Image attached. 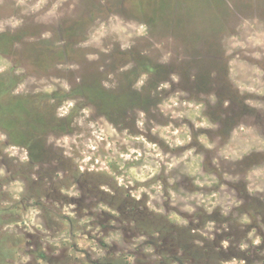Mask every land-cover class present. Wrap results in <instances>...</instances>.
<instances>
[{"label": "rangeland", "instance_id": "obj_1", "mask_svg": "<svg viewBox=\"0 0 264 264\" xmlns=\"http://www.w3.org/2000/svg\"><path fill=\"white\" fill-rule=\"evenodd\" d=\"M55 2L49 0L45 9L34 13L30 6L35 0H0V132L8 135L5 146L27 148L29 155L28 162L22 163L19 157L9 158L0 150V166L7 173L0 177V264H19L17 252L31 256L28 264H92L103 256H108L105 261L109 263L114 262L112 254L132 256L131 263L138 264L145 252L143 241L134 248L131 245L140 236L152 241L156 228L162 225L167 226V235L183 236L188 245H193V240L203 241L209 248V264H230L234 258L243 259L246 264H264V243L252 246L247 240L252 228L264 238V191L248 190L250 186L264 188V174L249 179L253 172L264 173V107L246 103L250 100L264 105V95L241 93L237 84H251L254 67L264 70V0H61L57 14L45 17L44 12ZM15 20L21 23L13 27ZM140 25L147 26V35L136 34ZM46 32L50 36L44 38ZM253 33L261 34V45L237 47L231 55H225L229 38L247 43ZM124 44L131 46L124 48ZM254 52L261 53L260 59L255 58ZM143 74L148 79L136 90L133 85ZM173 74L179 75V83L171 82ZM162 82H170L171 88L157 92ZM64 83L69 86L67 92L62 87ZM48 85H54L56 91L44 92ZM177 90L186 92L182 100L203 103L202 114L216 127L196 129L187 117L171 121L170 116H165L158 105ZM213 94L215 103L208 99ZM65 100H75L76 106L67 117L60 118L57 109ZM84 107L93 112L81 126L76 121ZM140 111L146 114L145 133L136 127ZM100 117L117 132L128 129L130 135L143 134L174 156L196 149L187 161L173 169L170 175L176 177L174 185H168L163 172L155 178L163 182L164 196L152 204L163 208L162 213L149 209L147 193L139 201L131 197L138 182L123 189L105 173L80 174L73 157L65 156L66 149L56 145L65 136L76 137L71 149L73 156H79L78 146L83 149L89 139H95L89 120L98 124V130L104 126ZM151 122L162 126L169 122L176 126L187 124L193 140L170 150L151 134ZM201 134L215 145L213 149L205 148L196 139ZM100 143L98 154L102 155L105 142ZM197 156L202 159L197 160ZM93 163L95 160L89 161ZM197 166V175H189ZM111 167L116 170L115 164ZM57 173L64 178L60 179ZM225 174L232 179H225ZM204 176H215L218 183L203 188L194 183L197 177ZM16 180L24 186L19 201L13 199L11 189ZM71 183L77 185L80 197H67L60 192L61 187ZM100 184L112 188L113 193L103 192ZM169 187L177 192L175 205ZM213 193L218 194L213 202L219 199L221 203L209 214L197 201L205 199L208 203L206 198ZM185 196L194 198L185 201ZM99 203L119 215L93 211ZM185 203L195 211H182ZM66 204L76 206L75 219L62 215ZM31 208L40 209L39 220L46 232H26L19 225L15 230L8 228ZM226 208L227 216L223 214ZM173 212L188 224L172 220ZM244 215L251 224L239 222ZM86 216L92 217L89 224L80 225ZM11 219L14 221L3 222ZM64 221L71 242L60 239L59 247L48 243L65 232ZM136 222L148 225L149 230L135 228ZM210 222L214 224L211 232L205 227ZM97 227L105 237L119 232L120 241L104 246L100 233L93 235ZM78 231L88 240H95L103 249V256L94 259L96 253L80 248L76 242ZM223 240L229 241L227 249L221 244ZM242 240L250 245L246 251L239 248ZM215 251L218 257L212 255ZM76 253H83V259ZM123 263L120 258L119 264Z\"/></svg>", "mask_w": 264, "mask_h": 264}, {"label": "clouds", "instance_id": "obj_2", "mask_svg": "<svg viewBox=\"0 0 264 264\" xmlns=\"http://www.w3.org/2000/svg\"><path fill=\"white\" fill-rule=\"evenodd\" d=\"M49 4V0H35V3L30 6V10L32 12H40L42 9H45L46 6ZM61 0H56L55 3L51 4L50 8L44 12L45 17H52L57 14V9L60 7ZM21 23L19 20H15L12 22L13 27L18 26ZM137 35L145 36L147 35V26L140 25L137 30ZM258 33L250 34L247 37V43L241 42L236 37L229 38L230 47L226 48L225 55H231L233 50L237 47L246 48V47H256L257 45H261L262 41L259 39ZM50 36V33H44L43 37L47 38ZM131 45L124 44V48H129ZM253 55L256 59H260L261 53L254 52ZM95 56H89V59H96ZM167 59V57H165ZM235 63V61H232ZM130 67V65H129ZM124 69H122L123 71ZM253 72L255 76L252 78V83H239L238 87L241 93L247 92H254L259 95H264V81L261 80V77H264V70H261L258 67L253 68ZM148 79L147 74H143L140 76L138 81L133 85L136 90H140L146 83ZM180 77L177 74H173L171 76L172 83H179ZM105 87H109L107 83L104 85ZM65 92L69 90V86L67 83L62 85ZM171 88L170 82H162L160 83L156 91L160 92L162 90H169ZM46 93H53L56 91L54 85H48L43 89ZM186 92L177 90L173 94L169 95L158 107L160 108L161 112L164 113L165 116H170L171 121L183 120L187 117V119L191 120L194 127L196 129L207 128L212 129L216 127L209 119L202 114V110L204 108L203 103H193L187 100H182L181 98L186 96ZM210 101L215 103L216 97L215 95H210L208 97ZM55 103L54 100L51 101ZM246 103L251 104L254 107H264V105L256 104L253 101H246ZM225 107L228 105V101L224 102ZM76 106L75 100H65L63 105L57 109V116L60 118L67 117L70 114V111ZM93 112V109L89 107H84L80 109V117L77 119V123L81 126L84 125V121L88 119ZM100 121H103V127L98 128V124L94 123L89 120L88 127L92 129L91 136L95 139H89L88 142L85 144L83 149H79V156H73V152L71 149V144H76L77 138L76 137H63L62 140H57L56 145L58 147H63L66 149L64 152L65 156L73 157V162L75 163L78 172L80 174L85 173H105L107 176L114 179L116 185L120 188L127 189L130 186L139 183V186L136 187L134 191L130 192L131 197L135 200H141L142 194L147 193L149 199L147 201L149 209L156 212H163V208H156L152 201H159L161 197L164 196V184L159 179H155L161 175L167 176V183L169 186H172L176 183V177L170 175L173 169H176L179 165L187 161L188 157H191L193 153L196 151L195 148H189L180 156H174L171 151L165 152L157 143L150 142L145 135H130L128 129H124L122 133L117 132L116 128L113 127L104 117H100ZM152 127L150 129L151 134L153 136H158L170 150H175L180 148L184 145H188L192 142L193 136L191 134V130L187 126V124H181L176 126L174 123L169 122L166 125H159L155 122H151ZM136 127L140 130L141 133H145L148 131L146 128V114L143 111L138 112V119L136 120ZM114 138V139H112ZM196 139L203 144V146L209 150L213 149L215 145L209 140V138L205 134H201ZM8 140V135L5 132H0V150H2L9 158L19 157L22 163H26L29 160L28 150L27 148H20L17 145L9 144L5 146V141ZM101 141H104L103 144V154H98L99 149L101 148ZM51 142V140L49 141ZM136 145V146H133ZM142 146V147H141ZM91 149V152L88 150ZM238 159L240 157H237ZM197 160L202 159V157L197 156ZM95 160V163L89 164V161ZM215 163V161H214ZM116 165V170H113L111 165ZM99 165V167H97ZM119 172V174H117ZM199 172V166L192 168L188 174L191 176H196ZM6 170L4 167L0 166V177L5 176ZM264 173L261 172H253L250 174L249 179L251 176H260ZM57 176L60 179H63L62 173H57ZM225 179H232L227 174L224 176ZM35 179V177H33ZM154 181V182H153ZM145 182H149L145 185ZM194 183L199 187L203 188L205 185L211 187L212 184L218 183L215 176H204L203 179L197 177L194 180ZM100 189L105 193H113V189L107 186L106 184H100ZM223 188V185H221ZM13 199L19 201L21 199V194L24 192V186L21 181L16 180L13 181L11 184ZM154 190V192H153ZM249 192L254 191H264L262 187H249ZM60 192L67 196V197H80L81 192L78 190V187L75 183H71L69 187H61ZM155 193V194H154ZM169 196L172 199L173 205H175L177 200V192L173 190L172 187L168 188ZM199 195V194H197ZM217 193H213L211 197H207L208 203H205V199H199L197 201L198 204L204 205L206 211L210 214L212 213L213 209L217 204H220L221 201L219 199H215L213 202V198L217 197ZM194 197L185 196L182 199L185 201L193 199ZM211 204L212 206H208ZM76 206L74 204H66L62 210V215L71 217L72 219L76 218V212L73 209ZM106 211L112 212L113 215L118 216L119 213L116 212L114 209L109 208L108 205L105 203H99L93 211ZM182 211H187L189 213L194 212L195 208L185 203ZM225 216L228 215V209L226 208L223 213ZM40 209L39 208H31L29 211L22 215V219L20 221L15 222V224L8 225L9 229L15 230V228L19 225L23 227L26 232H33L34 229H39L41 232H46L47 230L43 227V224L39 220ZM172 220L178 221L183 225H187V220H182L175 212L171 214L170 217ZM92 217H84L79 221L80 225H88L89 221ZM242 225L251 224L252 221L249 219L247 215H244L240 218L239 221ZM115 223V222H113ZM65 224V232L61 233L60 237H57L55 240H48L50 244H56L59 247V240L63 239L65 243H70L71 240L67 235V221H64ZM209 232L212 231L214 228L213 223H208L206 226ZM264 227V225H262ZM227 225H225V229ZM89 231L92 229L89 227ZM97 233H100V228L97 227L93 232L95 236ZM205 235L206 233H201ZM101 237L104 239L106 244H111L113 241L119 242L121 239V234L119 232H112L109 233L108 236H103L100 233ZM77 244L80 248H88L92 252L96 253V257L103 256L104 251L103 249L99 248L95 242V240H88L87 236H81V233L78 231L76 232ZM147 237L140 236L137 238L136 242L131 245V247H136L137 244L146 240ZM247 240L251 242L252 246H260L264 243V238L257 234V230L252 228L247 233ZM197 243H200L197 241ZM221 244L224 249L229 247V241L223 240ZM249 243L245 241H241L239 244V248L241 251H246L249 248ZM146 251L151 252L153 249L148 248ZM17 256L20 257L19 264H28L31 260V256L23 255L20 256V253H16ZM81 259H83V253H76ZM128 260L131 262L134 260V257L129 256ZM43 264V262H41ZM230 264H246L243 259L237 260L232 259Z\"/></svg>", "mask_w": 264, "mask_h": 264}, {"label": "trees", "instance_id": "obj_3", "mask_svg": "<svg viewBox=\"0 0 264 264\" xmlns=\"http://www.w3.org/2000/svg\"><path fill=\"white\" fill-rule=\"evenodd\" d=\"M10 221L14 220H4L3 222L8 223ZM135 225H137L135 228L149 230V226L144 223L136 222ZM166 229L167 226H158L155 230L156 237L152 239V241L144 240L141 243V246L145 248V252L143 256H140L138 259V264H209V261L206 260L207 257L208 259L210 258V252H208L209 248L203 241L199 240L200 243H197V241L193 240V245H188L186 239H183V236L176 235V233L167 235ZM174 244L177 245L173 247ZM104 246L108 245L104 243ZM149 246L152 247L151 249H153V251H146V248ZM215 252L216 254L212 255L218 257L217 251ZM109 254L111 253H108V255ZM110 256L114 257V262L110 261L106 263L105 260L108 256H103L98 260L92 261V264H119L120 258L122 260L124 259L125 263L123 264H130L128 257L124 255H120L119 257L112 254ZM116 258H119L118 261H115Z\"/></svg>", "mask_w": 264, "mask_h": 264}]
</instances>
